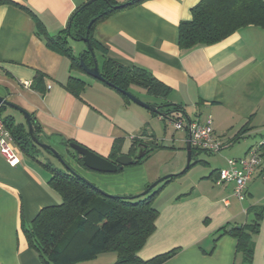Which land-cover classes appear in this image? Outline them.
I'll use <instances>...</instances> for the list:
<instances>
[{
  "label": "crops",
  "instance_id": "1",
  "mask_svg": "<svg viewBox=\"0 0 264 264\" xmlns=\"http://www.w3.org/2000/svg\"><path fill=\"white\" fill-rule=\"evenodd\" d=\"M11 1L0 4V96L13 105L6 107L19 115L7 113V108L3 115L25 124L21 111L27 112L40 128V139L61 158L69 154L70 146L64 140L105 158L116 139L121 140L120 154L127 155L135 140L156 143L150 124L157 116L171 125L167 116L126 101L99 79H88L70 69L69 59L46 46L36 33L34 19L21 7L39 18L47 34L56 35L87 0ZM116 1L123 4L130 0ZM199 1L141 0L98 22L92 35L106 57L129 68H143L166 85L170 92L166 99L159 98L160 103L181 105L186 118L211 116L213 135L227 144L213 155L212 166L206 160H195V167L207 165L199 180L188 179L167 193H163L167 183L163 185L153 202L155 229L137 255L147 260L175 249L162 264H242L234 236L225 233L215 242L214 238L221 227H242L260 213L259 230L251 239L254 257L264 252V143L243 200L234 196L233 182L215 184L214 180L218 170L226 167L227 158L248 155L264 140V28L244 26L214 44L183 50L178 45V25L190 19V9ZM96 54L102 60V53ZM39 72L43 79L35 89ZM70 76L86 82L78 96L66 88ZM179 131L180 140L186 143L187 131ZM156 145L154 150L162 148ZM14 150L18 156L15 165L0 154V264H41L26 242L22 224L28 226L42 208L59 204L61 197L48 185L51 173L15 145ZM47 154L42 152L38 158L53 164ZM75 162L71 169L80 177L120 197L142 194L161 173L180 171L152 173L141 162L103 173ZM209 179L213 185L207 184ZM115 260L114 252H103L77 264H112Z\"/></svg>",
  "mask_w": 264,
  "mask_h": 264
},
{
  "label": "trees",
  "instance_id": "2",
  "mask_svg": "<svg viewBox=\"0 0 264 264\" xmlns=\"http://www.w3.org/2000/svg\"><path fill=\"white\" fill-rule=\"evenodd\" d=\"M141 0H130L119 4L116 0H87L74 10L68 19L66 27L56 35H49L39 18L27 7L35 22L36 33L44 38L49 49L64 55L70 61V69L83 71L80 61L87 66L93 65V57L86 48L74 53L69 40H82L87 36L88 42L96 54L102 53L99 72L104 84L113 88L126 101L129 97L121 90L130 91L136 86L145 90L146 94L166 99L170 89L158 81L148 71L138 66H124L105 55V49L93 38L94 26L112 13L124 7L138 3ZM12 3L11 0H0V4ZM191 17L181 21L178 25V45L183 50L197 46L210 45L224 39L237 29L255 25L264 28V0H200L191 9ZM93 20L91 26L88 23ZM96 56V55H95ZM42 74L35 76V89H39ZM86 82L70 76L66 88L78 96ZM159 108V114L169 115L173 111H181V105L171 103L154 104ZM7 107L0 105V117L3 126L12 136L13 143L18 150L38 161L50 173L49 187L58 192L61 202L57 205L42 208L30 224H22V231L28 246L33 249L41 264H77L95 258L103 252H114L116 260L112 264H162L174 253L175 249L155 255L147 260L141 259L137 252L144 245L155 229L157 210L153 205L155 196L163 185L185 173L194 163L180 173L172 174L159 183L151 191L131 197L108 195L80 177L77 173L63 171L55 167L48 160L43 162L38 157L42 152L52 154L49 149H42L32 141L28 133L27 123H15L11 115H3ZM33 130L39 137L40 128L31 118ZM65 145L75 143L64 140ZM135 140L129 151L134 157L139 143ZM121 140L113 142L107 158L114 161L121 153ZM156 143L147 145L143 156L135 159L132 164H140L147 159L156 148ZM196 150L191 148V160ZM73 158L83 164L82 158L76 153ZM63 159V158H62ZM198 162V161H197ZM196 162V163H197ZM121 169H118V171ZM261 214L239 229L233 228L227 232L226 226L221 227L214 242L225 233L236 238V252L242 255V264H252L253 242L251 236L259 230Z\"/></svg>",
  "mask_w": 264,
  "mask_h": 264
},
{
  "label": "rangeland",
  "instance_id": "3",
  "mask_svg": "<svg viewBox=\"0 0 264 264\" xmlns=\"http://www.w3.org/2000/svg\"><path fill=\"white\" fill-rule=\"evenodd\" d=\"M70 46L73 47L76 53H79L87 48L86 44L81 40H70ZM96 61L98 65L101 64V57L97 54H96ZM78 71H79V74L82 73L84 77H87L88 79L92 78L85 71L77 70V73ZM130 91L132 94L137 96L143 102H146L149 104L150 103H160L159 98L146 94L142 88L132 86L130 87ZM7 109H8L7 113H10L11 115H15V116L19 115L18 112L15 111V109L13 108H7ZM154 117L155 118L150 124V127L152 128L150 127L149 128H150V131L152 130L151 133H153L155 142L159 145H162V148L159 147V149L154 150L151 153L150 157L147 158L146 162H143V167L145 169H148L152 173H157L160 171L169 172L170 170H178V171L180 170L178 172L180 173L183 171L184 167L186 166V162H187L186 143L180 140V136L182 132L179 130H175L172 124L167 125L163 121L159 120L157 116H154ZM262 135H264V131L262 132ZM59 151L63 153L62 149H59ZM68 151H69V154L65 155L63 157V160H59L57 157L52 156L50 154H47V155H48V158L53 162L54 166L58 167L59 169L63 171H68L70 173V172H73V170L71 169L72 166L76 164L75 159L71 157V154H76V152L70 147ZM213 155H216V154H209L203 151H196V153L193 156V159L191 160V163H194L193 166L190 169L186 170L185 173L181 174L180 176L174 178V180L167 183V186L163 193L172 191L175 187H177L181 183H187L188 179L194 178V180H197V178L201 176L202 172L206 171L204 168L207 167V165L201 163L195 167V160L199 158L202 160H206L212 166L213 161H214ZM193 167H195L194 170H193ZM173 173H170V172L165 173V174L161 173L162 175L160 174V177H158L155 180L161 179V177L170 175ZM174 174H177V173H174ZM153 182L149 183L148 186H150V184H152ZM207 184L213 185L210 179L207 182ZM148 186H146L144 190H146ZM108 195H112V194H108ZM252 242L254 245L253 240ZM253 250H254V246H253ZM253 258H254V264H264V252H262L260 255H257V259H256L254 257V251H253ZM252 264H253V259H252Z\"/></svg>",
  "mask_w": 264,
  "mask_h": 264
},
{
  "label": "built area",
  "instance_id": "4",
  "mask_svg": "<svg viewBox=\"0 0 264 264\" xmlns=\"http://www.w3.org/2000/svg\"><path fill=\"white\" fill-rule=\"evenodd\" d=\"M201 119L183 117L181 111H173L167 115V121L177 130H185L188 133L191 148L196 151H203L209 154L219 153L227 146L220 139L213 135L212 119L209 115ZM4 123L0 117V154L6 161L15 165L18 162V156L14 150V143L11 134L3 126ZM264 140L249 150L243 157L227 158L226 167L217 172L214 180L215 184L223 182H233V194L238 200H243L246 193L247 182L250 181L252 174L259 163V150Z\"/></svg>",
  "mask_w": 264,
  "mask_h": 264
},
{
  "label": "water",
  "instance_id": "5",
  "mask_svg": "<svg viewBox=\"0 0 264 264\" xmlns=\"http://www.w3.org/2000/svg\"><path fill=\"white\" fill-rule=\"evenodd\" d=\"M89 1H91V0H89ZM92 22H93V20H91L88 23L87 28H89L91 26ZM82 41L86 44L87 49L90 51L91 56L93 57V65L92 66H87L83 63V61H80V64L82 65V67L84 69L83 71H85L88 75H90L93 78L103 80V78L99 72V68H98V64L96 61L95 54H94V52H93V50H92V48L88 42V37L87 36L82 37ZM121 91L123 93H125L129 97V99L131 101H133L134 103H136V104H138V105H140V106H142V107H144L150 111L159 113L158 106L143 102L137 96H135L134 94H132L129 91H126V90H121ZM0 104L8 106V107H13V105L10 102H8L7 100H4V98L2 96H0ZM21 113L23 114V116L26 120V123H27L28 133L30 135L29 138H31L32 141L34 143H36L37 145H39L42 149L43 148L49 149L55 157H57L59 160H62V158L60 157V155L58 154V152L54 148L49 146L47 143L41 142L39 140V138L36 136V134L33 130V126L31 125L32 122H31L30 115L25 111H21ZM151 143H152V140H146L142 143H139L137 146V150L134 154V157L129 156L127 154H120L115 158L114 161H110L109 159L107 160V158L102 157V156L94 153L90 149H88L84 146H81L79 144L70 143L69 146L73 150H75V152L82 158L84 166L87 167L88 169L93 170V171H97V172H103V173H113V172H116L118 169H121L123 166H127V165L132 164L135 161V159L141 158L143 156L145 150H146L147 145L151 144ZM186 151H187V162H186V166L184 167L183 170H185L189 166L190 161H191V145H190L189 138L187 139V142H186ZM171 175L172 174L166 175V176L161 177V179L156 180L155 182L150 184V186H148L147 189L142 194L148 193L155 186H157L159 183L161 184L162 181L169 178ZM231 228H232V226L229 225L226 228L227 232L229 230H231ZM234 228L239 229L240 226L237 225V226H234Z\"/></svg>",
  "mask_w": 264,
  "mask_h": 264
}]
</instances>
